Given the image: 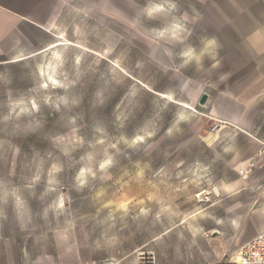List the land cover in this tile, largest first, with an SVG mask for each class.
Instances as JSON below:
<instances>
[{
  "label": "rangeland",
  "instance_id": "374dc122",
  "mask_svg": "<svg viewBox=\"0 0 264 264\" xmlns=\"http://www.w3.org/2000/svg\"><path fill=\"white\" fill-rule=\"evenodd\" d=\"M111 2L65 5L0 62V264L234 259L264 178L240 174L257 143L208 114L240 78L232 0Z\"/></svg>",
  "mask_w": 264,
  "mask_h": 264
},
{
  "label": "crops",
  "instance_id": "0c3cea01",
  "mask_svg": "<svg viewBox=\"0 0 264 264\" xmlns=\"http://www.w3.org/2000/svg\"><path fill=\"white\" fill-rule=\"evenodd\" d=\"M80 1L92 7L112 4L111 0H0V55L24 52L33 34L52 33L65 5ZM231 5V17L222 22V32L239 60L240 78L220 92L208 114L230 132L257 143V148L246 152L250 157L241 163L244 167L256 157L264 137V0H232ZM254 171L259 174L256 178H264L263 160Z\"/></svg>",
  "mask_w": 264,
  "mask_h": 264
},
{
  "label": "built area",
  "instance_id": "2783aa9c",
  "mask_svg": "<svg viewBox=\"0 0 264 264\" xmlns=\"http://www.w3.org/2000/svg\"><path fill=\"white\" fill-rule=\"evenodd\" d=\"M222 127V123L216 121L213 131H217ZM261 148L256 157L250 160L244 167L241 168L240 174L244 177L256 168L259 160L264 162V137L259 140ZM137 264H156L153 257L139 258ZM218 264H264V230L261 231L255 238L245 243L238 251L234 259Z\"/></svg>",
  "mask_w": 264,
  "mask_h": 264
},
{
  "label": "snow or ice",
  "instance_id": "6c2138e0",
  "mask_svg": "<svg viewBox=\"0 0 264 264\" xmlns=\"http://www.w3.org/2000/svg\"><path fill=\"white\" fill-rule=\"evenodd\" d=\"M3 59H6V57L3 55H0V60H3ZM129 83H132L131 79L129 80ZM45 87H47V85H45ZM143 87L147 89V85H144ZM164 87H165L164 85L158 86V91H164ZM148 94L152 95L151 89H148ZM202 195H204V193L197 192V197L202 196Z\"/></svg>",
  "mask_w": 264,
  "mask_h": 264
},
{
  "label": "water",
  "instance_id": "95a60500",
  "mask_svg": "<svg viewBox=\"0 0 264 264\" xmlns=\"http://www.w3.org/2000/svg\"><path fill=\"white\" fill-rule=\"evenodd\" d=\"M207 100H208V95H207V94H204V95L202 96L201 100H200V104H201V105H205L206 102H207Z\"/></svg>",
  "mask_w": 264,
  "mask_h": 264
},
{
  "label": "bare ground",
  "instance_id": "6f19581e",
  "mask_svg": "<svg viewBox=\"0 0 264 264\" xmlns=\"http://www.w3.org/2000/svg\"><path fill=\"white\" fill-rule=\"evenodd\" d=\"M244 177H246V176H244Z\"/></svg>",
  "mask_w": 264,
  "mask_h": 264
}]
</instances>
